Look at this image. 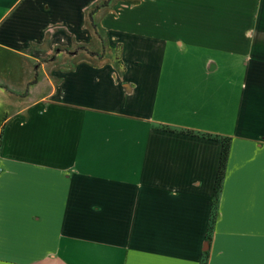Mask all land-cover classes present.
<instances>
[{"label": "crops", "instance_id": "crops-1", "mask_svg": "<svg viewBox=\"0 0 264 264\" xmlns=\"http://www.w3.org/2000/svg\"><path fill=\"white\" fill-rule=\"evenodd\" d=\"M105 1L0 0V264H264V0Z\"/></svg>", "mask_w": 264, "mask_h": 264}, {"label": "trees", "instance_id": "trees-1", "mask_svg": "<svg viewBox=\"0 0 264 264\" xmlns=\"http://www.w3.org/2000/svg\"><path fill=\"white\" fill-rule=\"evenodd\" d=\"M108 3H109V1L107 0L103 3L102 6H107ZM90 54L93 56H97V54H95L93 52H90ZM36 79H37V69H36L35 79L32 83H35ZM222 141H223V151H222V155H221L220 168H219L217 181H216V187H215V194H216L217 198H218V196L222 190V185H223V180H224V175H225V169L227 166L228 155H229V146H230V143L227 140H222ZM217 198H216V201L214 203L213 218H212L211 227L209 228V235L212 232L213 224L215 222V216L217 213Z\"/></svg>", "mask_w": 264, "mask_h": 264}, {"label": "rangeland", "instance_id": "rangeland-1", "mask_svg": "<svg viewBox=\"0 0 264 264\" xmlns=\"http://www.w3.org/2000/svg\"><path fill=\"white\" fill-rule=\"evenodd\" d=\"M5 62H6V63H4V64H6V65H8L9 63H10V64L17 63L16 60H14V59H13V60H6ZM5 68H6V71L8 72L7 67H5ZM19 72L21 73V71H19ZM19 72H18V73H19ZM14 73H16V76H15L14 78H12V79H13V82H15V83L17 84L18 81L20 80V77H19V75H17V71H15ZM21 74H22V73H21ZM21 74H20V75H21ZM5 102H6V101H5ZM5 102H4L3 100L0 102V111L2 110V109H1L2 107H4V106L7 105V104H6L7 102H6V103H5Z\"/></svg>", "mask_w": 264, "mask_h": 264}]
</instances>
